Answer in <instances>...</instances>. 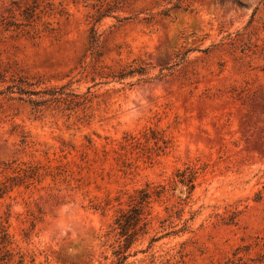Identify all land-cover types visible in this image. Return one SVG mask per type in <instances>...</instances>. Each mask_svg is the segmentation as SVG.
<instances>
[{
    "label": "rangeland",
    "instance_id": "374dc122",
    "mask_svg": "<svg viewBox=\"0 0 264 264\" xmlns=\"http://www.w3.org/2000/svg\"><path fill=\"white\" fill-rule=\"evenodd\" d=\"M37 3L0 34V181L35 174L0 199L8 264H264V0ZM20 78L89 102L34 108Z\"/></svg>",
    "mask_w": 264,
    "mask_h": 264
},
{
    "label": "trees",
    "instance_id": "16d2710c",
    "mask_svg": "<svg viewBox=\"0 0 264 264\" xmlns=\"http://www.w3.org/2000/svg\"><path fill=\"white\" fill-rule=\"evenodd\" d=\"M28 1V0H27ZM31 3H23L22 0H13L10 2L9 7L6 9L8 16H0V34L8 33L10 31H17L19 28H27L31 26L35 19L38 18L35 11L39 8L37 0H30ZM50 6V3H47ZM18 17V18H17ZM25 30V29H24ZM49 30V27L44 25L43 31ZM29 33V32H27ZM32 34H38V30L32 31ZM91 41H95V34L91 35ZM133 73H138L135 70L121 69L116 74H106V77L112 79L122 80ZM141 75V74H140ZM38 82L32 83L27 79L20 78L16 83L6 89L9 94L17 93L19 96H35V97H45L43 100H29V103L34 107L38 108L45 102H52L56 104L65 105L66 109H71L73 107L85 106L89 100L86 96H80L74 93L69 89V85L55 86L41 91L29 90L30 87L35 86ZM2 94V92H0ZM35 174H25L22 176H10L7 177L4 181H0V199L10 192L13 187L22 185L29 182V179H32ZM138 196L135 201L134 207L131 211H121L119 218H116L117 228L120 230L119 234L124 236L125 239L133 238L136 235V228L142 222L141 215L144 208V204L149 198V193L146 189L136 192ZM129 212H132L129 214ZM140 227L139 230H141ZM12 242L11 237L8 233L7 227L3 222L0 221V264H8L13 258L12 251L10 249ZM129 245V244H128ZM126 248L127 245H126ZM118 262L117 264H123L126 260V256L121 255V252L118 253ZM22 262V258L18 261V264Z\"/></svg>",
    "mask_w": 264,
    "mask_h": 264
}]
</instances>
